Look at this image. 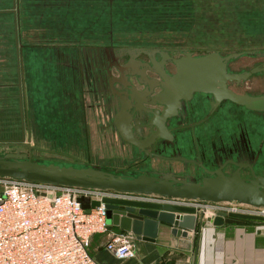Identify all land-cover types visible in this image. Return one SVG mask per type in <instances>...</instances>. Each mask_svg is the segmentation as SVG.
<instances>
[{
	"label": "rangeland",
	"instance_id": "374dc122",
	"mask_svg": "<svg viewBox=\"0 0 264 264\" xmlns=\"http://www.w3.org/2000/svg\"><path fill=\"white\" fill-rule=\"evenodd\" d=\"M74 3L77 7L70 8L71 12H78L85 2L76 0ZM86 4L98 8L106 5L108 10H113L110 18L114 39H118L115 44L168 47L178 43L198 54L205 49L218 50L221 54L264 51L260 49L264 48V0H91ZM10 8L11 0H0V9ZM11 22V15L0 19V140L17 139L21 133ZM22 28L23 21L21 38L26 42L27 35ZM252 54L234 59L229 63V69L240 70L254 65L256 60ZM58 57L65 56L59 53ZM258 80L257 76L251 77L241 82L239 88L249 87L260 93L264 88L258 86ZM23 84L25 82L21 86ZM230 85L235 88L233 83ZM61 92L49 93L50 97L44 102L37 97L28 99L23 116L24 141L32 149L28 155L30 160L59 166L93 167L122 176L159 169L156 159L144 158L133 147L122 145L113 130L97 128V123L102 121L100 115L66 104V96ZM56 100L61 104L55 106ZM24 102L26 98L22 99L23 110ZM10 149L0 146V156ZM161 165L160 168L171 169L176 174L193 175L188 178L190 180L203 178L193 166L185 171L180 162H163ZM258 169L264 174V164ZM256 225L264 226L256 222L246 230L263 232L256 229Z\"/></svg>",
	"mask_w": 264,
	"mask_h": 264
},
{
	"label": "flooded vegetation",
	"instance_id": "af4514ba",
	"mask_svg": "<svg viewBox=\"0 0 264 264\" xmlns=\"http://www.w3.org/2000/svg\"><path fill=\"white\" fill-rule=\"evenodd\" d=\"M180 45L110 44L79 50V70L86 73L82 84L94 103L96 115L101 116L102 128L113 130L122 145L133 147L144 158L156 159L160 167H163V162L173 161L180 162L185 171L193 166L196 173L201 172L203 177L209 176L207 171L217 169L225 175L238 170L244 178H251L252 173L264 176L258 169L264 164V100L240 104L226 98L216 99L209 93L194 92L187 99L172 101L171 98L166 101L162 95L165 78L175 73L173 59L185 53L192 56H201L208 51L219 53L218 50L205 49L198 54ZM232 53L237 56L226 62L229 73L241 74L253 68H264V51ZM232 53L219 54L225 57ZM250 54L255 57L254 65L240 70L229 69L231 61ZM254 76L259 77L258 86L264 88L262 70L251 73L245 79L229 81L227 87L240 96L264 97V91L257 93L249 87L239 88L241 82ZM164 113L168 115L164 116L162 123L171 138L155 137L143 148L134 146L131 141L146 140L157 131ZM0 146L3 145L0 143ZM18 146L19 143L8 145L9 148ZM14 152L10 149L4 155ZM160 167V171L153 169L140 174H171L178 179L193 177Z\"/></svg>",
	"mask_w": 264,
	"mask_h": 264
},
{
	"label": "water",
	"instance_id": "95a60500",
	"mask_svg": "<svg viewBox=\"0 0 264 264\" xmlns=\"http://www.w3.org/2000/svg\"><path fill=\"white\" fill-rule=\"evenodd\" d=\"M15 5L16 0H12V8L0 10V13L10 12L13 15L21 133L17 139L0 140L4 147H7L10 143H19L17 148H11L15 151L14 153H8L0 157V176L53 184L156 194L163 197L210 202H237L255 207H264V176L254 173H252L251 178H244L238 170L230 175H225L220 169H217L207 171L209 176L203 177L200 181H194L185 178L178 179L171 174H163L162 176L148 174L122 176L93 167L59 166L53 163L43 164L30 160L28 155L31 146L24 141L23 98L20 91L21 59ZM236 56V53H232L222 57L217 51H208L201 56H192L190 53H185L182 57L173 59L175 73L171 77L165 78L166 80L162 84V95L166 101L171 98L172 101L178 98L187 99L194 92L209 93L216 99L226 98L240 104H250L253 101L264 100V97L252 98L237 95L227 87L229 81H238L245 79L251 73L264 71V68H253L251 71L241 74L227 72L226 62ZM165 115H168V113L162 115V121L158 124L156 132L152 133L146 140L131 141V143L138 148H143L145 144L152 142L155 137L171 138L170 132L166 130L162 123ZM78 201L87 211L89 208L99 205L97 201H89L86 198H78ZM103 202L107 209L106 217L109 226L118 227L121 231L131 233L137 239L155 238L158 227L169 228L171 233L177 237H186L188 231L199 232L202 224L206 222L214 226L236 223L240 220L264 223V216L218 212L215 216L205 217L203 212L198 211L196 208L182 205L120 199H105Z\"/></svg>",
	"mask_w": 264,
	"mask_h": 264
},
{
	"label": "crops",
	"instance_id": "0c3cea01",
	"mask_svg": "<svg viewBox=\"0 0 264 264\" xmlns=\"http://www.w3.org/2000/svg\"><path fill=\"white\" fill-rule=\"evenodd\" d=\"M74 1L16 0L20 81L25 82V86L20 87L23 98H26L24 115L29 97L30 100L37 97L44 102L50 97L49 93H57L58 90L66 96L65 103L69 106L81 107L96 114L94 103L82 84L86 73L79 70L80 60L76 56L80 49L116 43L118 39H114L110 18L113 10H108L106 5L99 8L87 5L86 2L91 0H81L84 5L78 12H71L70 8L77 7ZM22 21L26 42H22L21 38ZM12 36L18 98L14 32ZM59 53L65 57H58ZM60 104L58 100L54 101L55 106ZM97 124V128L104 130L101 122ZM251 224L236 222L214 226L206 222L199 232L188 231L186 237H177L169 228L158 227L153 239H137L134 236V256L122 260L116 259L104 248L106 236L97 234L91 238L89 252L98 264H264V226H255L263 232H248L246 227ZM110 228L121 231L118 227Z\"/></svg>",
	"mask_w": 264,
	"mask_h": 264
},
{
	"label": "built area",
	"instance_id": "2783aa9c",
	"mask_svg": "<svg viewBox=\"0 0 264 264\" xmlns=\"http://www.w3.org/2000/svg\"><path fill=\"white\" fill-rule=\"evenodd\" d=\"M0 264H98L89 252L93 235L116 259L134 256L131 233L113 231L103 200L120 199L194 207L205 217L218 212L264 216V207L237 202L163 197L113 189L53 184L0 176ZM78 198L97 201L84 209Z\"/></svg>",
	"mask_w": 264,
	"mask_h": 264
},
{
	"label": "trees",
	"instance_id": "16d2710c",
	"mask_svg": "<svg viewBox=\"0 0 264 264\" xmlns=\"http://www.w3.org/2000/svg\"><path fill=\"white\" fill-rule=\"evenodd\" d=\"M11 3H12V0H11ZM2 10H6V9H2ZM8 15H11V20H12V14L9 13V12H1L0 13V19H6V17H8ZM12 29H13V23H12ZM13 32L14 31H12V34H13ZM18 38H19V31H18ZM240 223H249V224H251V223H256V222L255 221H250V220H240ZM257 223H261V222H257Z\"/></svg>",
	"mask_w": 264,
	"mask_h": 264
}]
</instances>
